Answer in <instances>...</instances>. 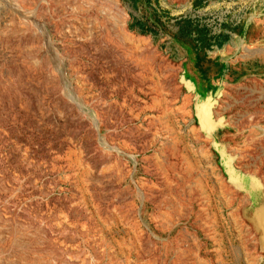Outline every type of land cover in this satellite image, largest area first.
I'll return each instance as SVG.
<instances>
[{
    "label": "rangeland",
    "instance_id": "374dc122",
    "mask_svg": "<svg viewBox=\"0 0 264 264\" xmlns=\"http://www.w3.org/2000/svg\"><path fill=\"white\" fill-rule=\"evenodd\" d=\"M264 0H0V264H264Z\"/></svg>",
    "mask_w": 264,
    "mask_h": 264
},
{
    "label": "bare ground",
    "instance_id": "6f19581e",
    "mask_svg": "<svg viewBox=\"0 0 264 264\" xmlns=\"http://www.w3.org/2000/svg\"><path fill=\"white\" fill-rule=\"evenodd\" d=\"M264 213V212H263ZM263 216H264V214H263Z\"/></svg>",
    "mask_w": 264,
    "mask_h": 264
}]
</instances>
